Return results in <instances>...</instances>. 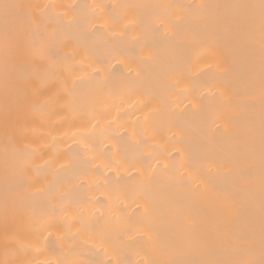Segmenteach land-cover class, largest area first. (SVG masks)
<instances>
[{"label":"bare ground","instance_id":"obj_1","mask_svg":"<svg viewBox=\"0 0 264 264\" xmlns=\"http://www.w3.org/2000/svg\"><path fill=\"white\" fill-rule=\"evenodd\" d=\"M7 2L44 55L6 103L0 53V264L258 260L261 0Z\"/></svg>","mask_w":264,"mask_h":264},{"label":"snow or ice","instance_id":"obj_2","mask_svg":"<svg viewBox=\"0 0 264 264\" xmlns=\"http://www.w3.org/2000/svg\"><path fill=\"white\" fill-rule=\"evenodd\" d=\"M21 5L8 3L7 0H0V17L5 21V26L0 33V53L3 56V70L4 76V95L6 103L9 102L15 94V85L10 81L8 73L15 71V62L19 56L26 53L28 48H31L34 55H44V49L35 44V42L28 44V37L18 27H13L9 24V19L13 16ZM261 8L264 10V0H261ZM262 145H264V135H262ZM152 264V262H146ZM216 264H227V262H216ZM234 264H264V244L261 247L260 258L247 259L243 261H236Z\"/></svg>","mask_w":264,"mask_h":264}]
</instances>
